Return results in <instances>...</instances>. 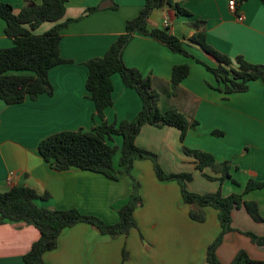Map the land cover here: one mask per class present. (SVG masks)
Listing matches in <instances>:
<instances>
[{"label":"crops","instance_id":"0c3cea01","mask_svg":"<svg viewBox=\"0 0 264 264\" xmlns=\"http://www.w3.org/2000/svg\"><path fill=\"white\" fill-rule=\"evenodd\" d=\"M176 1L192 16L178 15L163 6L151 12L147 23L149 27L168 28L185 42L192 56L174 53L153 38L136 33L123 50V61L151 77L152 87L159 94L160 110L174 108L198 121V125L188 129L181 142L177 128L146 124L136 135L135 144L156 153L164 171L191 173V182L186 185L190 192L204 194L220 189L223 196L241 193L249 178L264 179V81L250 82L244 92L225 95L216 90L215 76L196 59L210 66H215L216 60L199 45L187 42L193 34L189 21H205L206 41L216 51L232 59L242 56L250 63L264 65V4L261 0H246L237 8L243 16L238 20L228 0ZM0 2L12 5L15 13L25 4V0ZM144 3L145 0H68L62 20H72L61 31L59 42L60 56L68 62L48 70L52 94L43 93L17 104L0 100V191L14 185L30 187L49 195L46 200H38L39 205L49 209L76 208L113 224L119 219L118 209L133 191V181L139 183L144 202L133 211L135 227L127 234L111 237L88 223H76L61 232L55 249L43 254L47 264H209L207 247L221 232L218 211L202 207L204 221L192 220L180 185L175 180L159 179L150 160L135 159L130 174L121 173L113 180L89 170H54L38 152L39 142L51 134L88 131L100 124L85 87L88 69L84 63L104 55L125 31L126 21L134 18ZM94 6L100 8L84 14ZM52 25L43 22L34 32L42 33ZM4 28L0 18V49L12 45ZM177 64H187L190 70L170 92L171 71ZM110 79L112 104L104 109L105 120H132L142 106L139 95L123 84L118 73ZM214 130L222 134L213 135ZM114 136L110 143L120 147L122 138ZM183 147L210 153L217 161H229L230 177L220 182L221 174L210 167L198 170L195 159L185 154ZM10 172L13 179L9 184L6 178ZM243 198L255 202L264 218V188L251 190ZM231 217L235 230L226 232L215 250L221 264H230L239 250L246 251L252 259L264 260V245L253 243L240 232L262 236L264 221H254L244 206L234 209ZM38 237L39 231L33 225L0 223V264H23L22 256Z\"/></svg>","mask_w":264,"mask_h":264},{"label":"trees","instance_id":"16d2710c","mask_svg":"<svg viewBox=\"0 0 264 264\" xmlns=\"http://www.w3.org/2000/svg\"><path fill=\"white\" fill-rule=\"evenodd\" d=\"M68 0H25L18 13L13 6L0 2V18L5 22L4 32L11 38L12 45L0 49V100L7 104H17L26 98L35 99L40 94H52V86L48 80V70L56 65L68 62L59 52L61 31L72 20L66 18V2ZM110 1V0H109ZM246 0H235L236 7ZM264 4V0H261ZM115 7L114 4L111 5ZM168 6L178 15L190 17L189 10L176 0H145L138 14L126 21L125 31L111 43L104 55L85 61L88 75L85 81L89 98L94 102L97 116L101 122L91 130H64L43 138L38 144V152L54 170L62 171L70 168L89 170L100 173L109 179L117 180L121 173H131L135 159H150L156 176L161 180L175 179L181 188V196L189 205V217L202 222L205 214L202 207L211 206L218 211L221 232L207 247L206 260L209 264H221L215 255L217 246L226 232L235 230L232 226L231 213L244 206L251 218L263 222L257 204L244 200V194L255 189L264 188V179L249 178L241 193L223 196L220 189L215 192L198 194L186 188V180L192 179L191 173L166 174L161 169L156 154L138 147L135 137L143 125L156 127L173 126L180 131L179 139L184 141L188 129L196 128L198 121L189 119L174 108L160 110L159 94L152 87L151 77L143 75L138 69L128 67L123 61V50L134 34L149 36L163 44L170 51L184 56H192L183 40L172 34L168 28L149 27L147 20L154 9ZM100 6L88 7L84 14L98 10ZM43 22L53 25L42 33L34 31ZM205 21L195 19L189 21L193 34L187 42L199 45L207 54L216 60L215 66L202 63L217 81L215 89L227 95L233 92H244L254 80L264 81V65L253 64L242 56L233 59L212 48L206 41ZM189 65L177 64L172 67L170 92H174L179 83L188 75ZM118 73L123 84L134 89L141 99V109L132 120L107 123L104 109L112 104V82L110 76ZM213 135H221L220 130L212 131ZM113 135L122 138L120 147L111 144ZM186 154L194 157L196 168L200 171L210 167L220 172V182L230 177L229 161H217L210 153L183 147ZM119 153L117 163L114 156ZM208 179L212 176L204 174ZM233 183H237L232 179ZM139 183L133 181V191L128 200L118 209L119 219L116 223L107 224L97 216L83 214L76 208L49 209L37 204L38 200H46L47 193H38L30 187L14 185L6 191H0V223H25L33 225L39 231V237L31 244L22 256L23 264H47L43 254L58 245L61 232L76 223L85 222L97 228L102 234L111 237L127 234L136 226L133 217L134 209L142 204L138 194ZM240 231V230H238ZM257 245H264V235L250 231H240ZM123 254L125 252L123 250ZM230 264H264V260L249 257L246 251L239 250Z\"/></svg>","mask_w":264,"mask_h":264},{"label":"rangeland","instance_id":"374dc122","mask_svg":"<svg viewBox=\"0 0 264 264\" xmlns=\"http://www.w3.org/2000/svg\"><path fill=\"white\" fill-rule=\"evenodd\" d=\"M115 137L116 138H119V139H121V137L119 136V135H116V136H114V139H115ZM183 149V148H182ZM183 152L185 153V151L183 150ZM156 154V153H155ZM186 154V153H185ZM156 157H157V161H158V163H159V165H160V167H161V169L163 170V172L164 173H166V174H170V173H173V172H166V171H164V169H163V167H162V165H161V161H160V159L158 158V155L156 154ZM118 158H119V153H116L115 154V156H114V162L115 163H117V161H118ZM194 158V157H193ZM139 159V158H138ZM145 159H147V158H145ZM147 160H150V159H147ZM151 161V160H150ZM152 162V161H151ZM153 164V163H152ZM212 169V168H211ZM213 170V169H212ZM178 173H180V172H178ZM220 173V172H219ZM221 174V173H220ZM170 180H175V179H170ZM176 181V180H175ZM190 182H191V180H186L185 181V183H186V185H189L190 184ZM178 183V182H177ZM179 184V183H178ZM195 186V184H193V186L192 187H194ZM188 188V187H187ZM188 190V189H187ZM137 192H138V194L142 197V195H141V192H140V188H139V186H138V190H137ZM143 198V197H142ZM144 201H143V199H142V203H143ZM220 222V221H219ZM147 242V241H146Z\"/></svg>","mask_w":264,"mask_h":264},{"label":"built area","instance_id":"2783aa9c","mask_svg":"<svg viewBox=\"0 0 264 264\" xmlns=\"http://www.w3.org/2000/svg\"><path fill=\"white\" fill-rule=\"evenodd\" d=\"M228 7L230 9L231 12L233 13H236L237 14V19L238 20H242L243 19V16L241 14H238L237 12V7H236V4H235V0H228ZM164 24L166 25L167 24V21L165 20L164 21ZM12 179H13V173L10 172L8 175H7V183H11L12 182Z\"/></svg>","mask_w":264,"mask_h":264}]
</instances>
